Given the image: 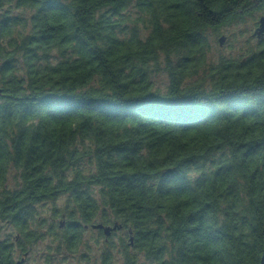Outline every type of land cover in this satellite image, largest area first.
Returning a JSON list of instances; mask_svg holds the SVG:
<instances>
[{
	"label": "trees",
	"instance_id": "trees-1",
	"mask_svg": "<svg viewBox=\"0 0 264 264\" xmlns=\"http://www.w3.org/2000/svg\"><path fill=\"white\" fill-rule=\"evenodd\" d=\"M263 7L0 0V264L94 223L120 234L103 264H260L264 37L214 58L211 35Z\"/></svg>",
	"mask_w": 264,
	"mask_h": 264
},
{
	"label": "rangeland",
	"instance_id": "rangeland-1",
	"mask_svg": "<svg viewBox=\"0 0 264 264\" xmlns=\"http://www.w3.org/2000/svg\"><path fill=\"white\" fill-rule=\"evenodd\" d=\"M264 15V7L257 13V21L260 16ZM258 25L252 21H248L247 24L238 26H232L226 29H222L219 35H211L212 38V54L216 58L221 53L236 56L246 47L256 43L257 37H253L252 34ZM225 35L226 39L222 45H220L219 37ZM252 36V39H251ZM156 85L161 88H165L168 83V77L166 73L161 72L156 78ZM65 199L61 197L56 201H50L40 206L43 217H48L52 208L57 206H63ZM61 220V217L56 221ZM12 231V227H10ZM119 233L111 234L106 237L101 236L97 229L93 227H87L84 233V242L76 252H66L64 249L56 248V241L52 242L50 237H46L41 240L35 246H33L28 254L15 256L16 260H20L21 257L25 259L24 264H47V258H53V264H103V250L105 249L104 241L107 238H113L117 245ZM13 239V238H12ZM15 241V240H14ZM115 264H121V257L119 254L115 255Z\"/></svg>",
	"mask_w": 264,
	"mask_h": 264
},
{
	"label": "water",
	"instance_id": "water-1",
	"mask_svg": "<svg viewBox=\"0 0 264 264\" xmlns=\"http://www.w3.org/2000/svg\"><path fill=\"white\" fill-rule=\"evenodd\" d=\"M253 37H257V38H262L264 37V15L260 16L259 18V25L258 27L255 29V31L253 32L252 34ZM226 39V36L225 35H222L219 37V42H220V45H222L224 43ZM1 92V90H0ZM93 228L95 229H102L105 233L106 236H109L111 235V233L117 229V224H114V225H104L103 223H94L91 225ZM24 262V258L17 261L16 264H22ZM260 264H264V247H263V255L261 257V261H260Z\"/></svg>",
	"mask_w": 264,
	"mask_h": 264
},
{
	"label": "flooded vegetation",
	"instance_id": "flooded-vegetation-1",
	"mask_svg": "<svg viewBox=\"0 0 264 264\" xmlns=\"http://www.w3.org/2000/svg\"><path fill=\"white\" fill-rule=\"evenodd\" d=\"M11 231V230H10ZM13 237L11 236V240L9 241L11 244H13V242H15L14 241V239H12Z\"/></svg>",
	"mask_w": 264,
	"mask_h": 264
}]
</instances>
